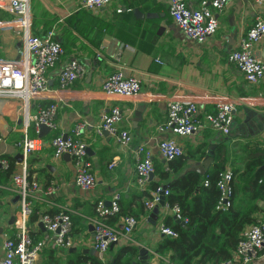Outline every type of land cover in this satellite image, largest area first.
Returning <instances> with one entry per match:
<instances>
[{
  "label": "crops",
  "instance_id": "crops-1",
  "mask_svg": "<svg viewBox=\"0 0 264 264\" xmlns=\"http://www.w3.org/2000/svg\"><path fill=\"white\" fill-rule=\"evenodd\" d=\"M81 1L30 0L32 33L42 36L54 29L64 53L55 67L47 72L50 92L28 102L17 98H0V135L5 138L0 143V157L13 158L14 171L20 170L26 163L42 190L53 180L61 185L51 198L55 206L48 202L36 203L37 220L27 222L34 241L44 240L48 243L36 264H56L54 259L57 264H79L88 256H97L104 264H113L121 248L128 245L148 249V264H165L158 253H152L164 238L159 227L171 214L165 207H160L157 220L151 219L150 213L140 215L131 237H122L119 243L100 256L92 248L93 230L85 217L94 215L98 201L109 205L118 192L122 195L121 201L123 199V208L127 213L139 211L135 198L140 190L135 183L134 151L137 146L146 144L153 152L154 163L165 164L158 150L161 139H176L184 152L204 150L205 156L199 158L196 153L179 175L189 171L205 173L221 149L227 152L226 168L235 171L234 178L238 183L250 155H256L257 149H264V79L258 84L249 83L229 61V55L237 49L240 39L256 18H264V7L253 0H230L218 16L216 34L204 43H195L188 40L174 23L168 4L162 0H112L102 9L85 10L99 20L100 25L90 16L78 15L82 10ZM187 1L193 7H198L201 0ZM136 8L144 14L154 13V16L140 18L134 13ZM12 20L13 16L0 8V59L15 60L25 53L20 30ZM100 34L103 36L99 42L97 36ZM254 54L264 61V37L255 45ZM72 59L79 60L86 67V74L66 89L58 90V72ZM119 69L140 80L138 95L123 98L102 92L104 80ZM221 94L242 99L228 135L211 127L188 137L178 136L172 131L160 132L159 127L167 119L170 100L196 101L199 118H202L216 110L209 96ZM55 101L59 103L56 116L58 131L69 133L82 119L89 124L81 138L88 144L87 156L97 178L94 191L79 189L74 184L72 160L56 157L50 142L58 131L50 130L41 135L29 129V135L39 138L43 145L26 161L21 149L16 146L24 134L25 113L33 115L39 104L48 105ZM113 106L122 110L119 126L131 134L132 142L128 148H122L112 138L96 133L101 113ZM200 145L203 146L199 148ZM18 155H22V160L17 158ZM115 158H118V165L109 169V164ZM9 181L10 178L0 183V258L4 255V240L18 232L15 221L20 213L19 200L15 201L16 195L3 188ZM257 201L264 207L263 201ZM60 205H68L76 211L71 234L75 244L66 250L55 247L53 234L43 225L40 226V215L53 213ZM259 217L264 221V213ZM139 255L138 252L134 264H140ZM251 264L264 262L260 257Z\"/></svg>",
  "mask_w": 264,
  "mask_h": 264
},
{
  "label": "built area",
  "instance_id": "built-area-1",
  "mask_svg": "<svg viewBox=\"0 0 264 264\" xmlns=\"http://www.w3.org/2000/svg\"><path fill=\"white\" fill-rule=\"evenodd\" d=\"M169 6V14L174 23L188 40L195 43H204L213 37L219 27L218 16L227 7L230 0H201L198 7H193L187 0H162ZM258 6L264 7V0H253ZM112 0H82L80 8L96 11L108 6ZM0 8L8 11L12 16V22L17 25L20 38L24 45L23 57L15 60L0 59V98L21 99L28 102L38 95H45L51 91L47 72L54 68L64 53L63 47L55 36V30L51 29L44 35H34L31 31L32 14L30 0H0ZM120 11V10H118ZM264 37V18H256L247 33L240 39L237 49L229 55V61L233 63L245 79L251 84H258L264 79V61L254 54L255 45ZM161 63L160 60H157ZM86 67L77 59L67 62L58 72V90H64L77 80L84 78ZM140 80L128 76L122 69L109 75L102 84V92L111 97L131 98L138 95ZM216 110L199 118V107L194 100L172 99L167 104V119L160 132L172 131L181 137L198 135L207 127H211L224 135L230 133L237 106L242 99L229 95H210ZM251 101V99H248ZM59 110L58 101L48 105H38L37 112L33 115L25 113L24 134L16 146L21 149L24 161L27 157L40 149L43 145L39 138H32L28 130L33 126L36 133H40V126L45 125L50 130H60L56 122ZM122 119V110L113 106L104 110L96 125V133L115 140L122 148L131 145L132 137L128 130L119 126ZM89 126L85 120H79L69 133H59L51 140L57 158L64 154L69 155L74 165V184L85 192L94 191L97 186V178L92 164L88 159V144L82 140L83 132ZM66 135V137H65ZM5 138L0 135V143ZM158 150L161 157L167 162L184 154V148L174 138L161 139L158 142ZM136 186L140 191L146 190L150 175L155 173L154 156L150 147L146 144L137 146L134 151ZM118 158L109 164V169L118 165ZM9 161L0 157V168H7ZM234 173L226 168L218 180L221 195L217 203L218 209L226 210L230 205L232 196V183ZM207 183V181H205ZM61 185L53 180L44 190L35 175H33L24 163L20 170L14 171L5 190L19 196L20 213L15 221L18 230L14 237L4 240V255L0 258V264H36L38 258L48 243L44 240L34 241L31 237L27 222L38 202L52 203L51 198L60 189ZM160 190L153 193L152 198L145 201L147 213L160 203ZM166 194V192H165ZM121 193H116L110 204L98 201L95 205V213L87 216L86 221L93 226L92 248L100 255L104 254L112 244L120 242L122 237L130 238L138 226L139 219L134 215L121 216L119 223L111 224L109 217L120 211ZM54 205V204H53ZM55 206V205H54ZM164 207L177 219L181 217L180 208H170L166 203ZM76 211L68 205L57 206L53 213H42L40 222L43 227L53 234L52 242L60 249L74 247L71 238L73 230V215ZM159 231L163 236L177 237V232L166 226L160 225ZM157 254L155 252H152ZM264 255V221L247 226L241 234V239L233 251L231 257L221 264H251ZM165 264H172L168 256L158 255ZM79 264H91L84 261Z\"/></svg>",
  "mask_w": 264,
  "mask_h": 264
},
{
  "label": "trees",
  "instance_id": "trees-1",
  "mask_svg": "<svg viewBox=\"0 0 264 264\" xmlns=\"http://www.w3.org/2000/svg\"><path fill=\"white\" fill-rule=\"evenodd\" d=\"M82 17L90 16L97 25L100 21L82 9ZM103 34L97 36L99 42ZM33 129V126L29 128ZM34 130V129H33ZM203 146L200 145L199 148ZM186 151L180 157L167 161L165 164L156 162L155 176L146 190L135 194L139 211L127 213L120 201V211L109 217L111 224L118 223L124 215H134L137 218L147 214L145 201L152 198L166 182L165 203L172 208H180L181 217L186 225L177 223L169 214L164 224L177 232V237L164 236L154 249L159 255L168 256L172 264H221L229 259L241 239L242 231L259 220L264 213L257 200L264 202V149L255 152L245 164L244 172L232 183L230 205L226 210L218 209L220 199L218 180L226 169L227 152L221 149L215 155L213 165L203 174L189 171L179 175L184 170L189 159L198 153L199 158L205 156L204 150ZM7 168H0V183L8 180L15 170V160L7 158ZM234 177H235V171ZM240 179V181H239ZM242 179V180H241ZM207 181V183H205ZM246 194H245V193ZM244 193V196L241 194ZM37 220V209L29 217L28 223ZM139 248L133 245L122 247L113 264H134ZM54 254V253H53ZM57 264V260H53ZM84 261L91 264H104L97 256H88Z\"/></svg>",
  "mask_w": 264,
  "mask_h": 264
},
{
  "label": "water",
  "instance_id": "water-1",
  "mask_svg": "<svg viewBox=\"0 0 264 264\" xmlns=\"http://www.w3.org/2000/svg\"><path fill=\"white\" fill-rule=\"evenodd\" d=\"M134 13H135L138 17H140V18H144V17L151 18V17L154 16V13L144 14V13H142L138 8L134 9ZM49 131H50V129H49L47 126H45V125H41V126H40V134H41V135H42V134H46V133H48ZM103 135H104V136H108V133H107L106 131H104V132H103ZM65 137H66V135H65ZM63 157H64L65 159H70L69 155H67V154H64ZM17 158H18L19 160H22L23 157H22V155H18ZM154 177H155V173H152V174L150 175V180H153ZM167 187H168V185H166V184H164V185L161 187V190H160V203H159V205H156V206L152 209V211H151V213H150V218L153 219V220H157V216H158V213H159L160 207H164V205H165V197H166V196H165V192H166V190H167ZM17 200H19V196H16V197H15V201H17ZM174 218H175L176 222L179 223V224H181L182 226H185V225H186L184 221H181L180 219H177L175 216H174ZM40 226H42V223H40ZM90 229L93 230V226H92V225H90ZM113 245H114V244H112V245L110 246V248H111ZM138 248H139V253H140V255H139V262H140V264H148L149 253H150L149 250L146 249V248H144V247H142V246H138Z\"/></svg>",
  "mask_w": 264,
  "mask_h": 264
},
{
  "label": "rangeland",
  "instance_id": "rangeland-1",
  "mask_svg": "<svg viewBox=\"0 0 264 264\" xmlns=\"http://www.w3.org/2000/svg\"><path fill=\"white\" fill-rule=\"evenodd\" d=\"M261 260L264 262V255L261 256Z\"/></svg>",
  "mask_w": 264,
  "mask_h": 264
}]
</instances>
